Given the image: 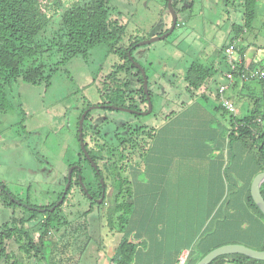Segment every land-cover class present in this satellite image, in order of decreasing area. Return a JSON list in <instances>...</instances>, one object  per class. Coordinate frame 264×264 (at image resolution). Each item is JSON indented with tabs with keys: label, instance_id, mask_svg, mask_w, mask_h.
I'll return each mask as SVG.
<instances>
[{
	"label": "rangeland",
	"instance_id": "1",
	"mask_svg": "<svg viewBox=\"0 0 264 264\" xmlns=\"http://www.w3.org/2000/svg\"><path fill=\"white\" fill-rule=\"evenodd\" d=\"M72 1L76 0H58V5L62 7L59 16L70 3H73ZM241 4V0H183L181 6L184 5V10L177 13L175 29L163 39L135 47L128 58L129 60L133 58V64L144 69L151 92V111L133 117L128 112L105 111L98 108L90 110L93 121L89 129L98 125V121L106 122L107 125L101 122L99 129L101 134L105 132L106 141L111 142L113 140L111 132L123 122L143 127L146 131L151 128L156 130L163 123L165 115L180 107V102L188 100L198 102L199 94L190 98L184 92L185 72L191 63L210 65L218 61V52L229 37L230 25L235 23L239 26L241 23ZM109 18L117 20L125 28L118 45L110 46L112 41L102 43L94 47L86 57L69 60L52 74L48 87L44 84H25L17 80L11 84L7 92L10 110L0 112V183L16 201L22 202V206L15 208L16 214H26L24 206L42 209L50 203H57V194L65 187L63 178L68 170L67 165L76 162L79 157V145L75 137L78 115L82 113L84 107L92 108L101 100L109 99L110 88L117 83L116 81H123L126 76L125 71L118 69L126 65V62L116 50L120 46L122 49L127 47L133 41L140 43L158 37L156 36L158 33L169 28L171 21V15L164 8V0H112L109 5ZM240 42L241 46L245 47V62L263 59L264 0L257 2L255 18L251 26L242 33ZM56 58L52 53L43 58V61L50 65L54 64ZM232 59H237V54H233ZM215 66L218 69L217 75L226 70L224 63ZM132 77L129 74L127 79L134 84L135 79ZM214 78L208 81L207 88L209 87L210 94H207L206 103L215 107L219 102L214 98ZM250 90L256 88L250 87ZM257 93L250 95L249 98L257 96ZM131 100L123 102L125 105L131 102L139 103L135 94H132ZM246 102L248 99L244 98L243 103ZM137 109L146 108L144 104H138ZM233 109L236 114L234 105ZM101 134L98 133L96 138L100 139ZM147 142L148 139L145 140V143ZM225 147L226 149L222 151L223 169L228 163V160L224 159L226 158L224 152L230 149L228 139L225 141ZM132 159L130 164L134 163ZM82 165L85 182L92 183L95 180L90 177L92 171L86 164ZM137 170L129 172L128 179L125 178L127 174L122 173L124 179H121L122 182L128 181V195L124 196L122 193V198L119 197L116 201L114 184L113 195L109 200L108 195L106 197L108 202L100 208L95 206L94 212L85 222L81 218L73 219L69 215L79 214L89 204L78 189L71 190L60 210L72 219L64 233L67 235L73 231L80 222L87 230L85 233L81 232L78 242L72 243L70 253L74 255V261L79 259L76 264L108 263L122 233L116 230L118 226L112 225L110 228L107 225L106 212L113 203L119 204L122 200L133 203L131 215L134 220L136 217L138 219L137 225L133 226L135 233L126 230L123 233L128 241L137 245L139 252L134 264H142L141 260L145 259L151 262L152 259L146 255L153 250L168 251L170 255L179 250H182L180 253L189 251L195 240L202 236L197 232L213 225L208 223L206 216L215 206L216 193L207 200L204 191L194 192L191 193L192 199L184 202L176 198L168 199L167 196L173 194L174 197L179 195L182 197L186 193L170 192L164 193L166 202L161 201L160 193L152 181L149 184L146 171L139 168ZM207 173L206 171L201 177L207 179ZM219 177L224 193L212 211V214L216 213L217 216L223 207L220 206L224 204L223 198L225 196L230 198L232 195L230 191H233L231 182L223 176L222 170L219 171ZM150 178L152 179V176ZM107 183L109 185L108 181ZM108 185L106 188L112 189ZM122 189L123 192L126 191L125 186ZM199 198L201 201L198 202ZM216 221L217 219L213 217V222ZM32 233L35 237L38 234L34 231ZM50 237L54 241L57 240L54 235ZM226 241L236 242L229 244H243L242 241L233 239ZM82 245H85V250L79 255L78 248Z\"/></svg>",
	"mask_w": 264,
	"mask_h": 264
},
{
	"label": "trees",
	"instance_id": "2",
	"mask_svg": "<svg viewBox=\"0 0 264 264\" xmlns=\"http://www.w3.org/2000/svg\"><path fill=\"white\" fill-rule=\"evenodd\" d=\"M111 1H72L73 3H70L68 8L59 16L60 8L62 7L58 5V0H0V112L5 113L10 110L7 92L13 82L20 80L25 84H44L45 87H48L52 74L59 66L75 57H86L99 44L112 41L113 43L110 46L115 47L118 45L125 28L117 20L109 18ZM182 1H171V7L176 15L178 11L184 10V6H181ZM258 1L241 0V23L239 26L235 25V23L230 25L229 37L218 52V61L210 65L194 62L188 66L183 80L185 83L184 92L190 98L199 94L197 97L198 103H206L208 97L207 94L203 93V90L206 89L205 85L207 82L213 79L218 72L215 65L224 63L227 72H222V76L227 77L230 71L223 50L230 44L235 45L234 54H237L232 72L235 80L234 84L237 83L240 75L245 70L243 57L245 47L240 44L241 35L253 22L255 6ZM166 3L167 0H164L165 9ZM190 5L191 3L189 2L188 6ZM57 14L59 17H56ZM53 18L55 19L54 21ZM167 31L168 28L156 36H160ZM137 43L138 41H133L127 47L122 49L120 46L116 50L117 54H121L122 59L126 62V65L118 68L120 71H125L126 76L123 81H116L117 83L110 88V98L101 100L99 104L122 108L130 107L125 105L123 101L126 100L128 94L132 93L141 95L138 99L139 104L142 103L145 108L147 107V101L142 94L141 73L133 64V58L128 59L132 50L137 47ZM52 53L57 58L54 64L49 65L43 61V58ZM247 67L249 71H258V75L255 78L247 80L254 84L253 87L256 88L258 93L256 90L252 93H257V96L251 98L252 106L246 115L237 117L227 111L221 105L217 89L214 91V98L219 102L214 108L217 112L226 115L230 126L228 145L231 151L233 146H239L240 148V155L231 152L233 155H228V163L225 164L224 169L222 164V169H220L223 172V176L231 182L233 191L230 192L232 195L230 198L226 196L223 198L224 204L220 205L223 207L217 216L216 213L212 214V211L223 197V188L221 187L219 190L205 194V198H208L216 193L215 206L209 210L206 216L208 223L213 225L204 228V230H199L198 234H202V236L197 239L195 237L196 240L192 249L188 251L184 264H196L209 251L222 245L236 243L234 241L228 243L227 239L242 241L243 244L241 245L253 250H264V216L252 201L249 189L254 176L264 171V123L260 125L255 121L258 116L264 119V57L261 60L251 62ZM129 74L135 79L134 84H131L129 78L127 79ZM130 89L131 92H129ZM147 95L151 97L148 83ZM201 100L203 101L201 102ZM193 102V100L182 101L180 102V107L191 105ZM87 107L84 108L87 109ZM105 111H111V109L105 108ZM138 115L136 114L133 117ZM88 117H90V111L86 113L82 126L84 148L91 162L99 168L100 176H93L96 182L94 180L92 183H86L83 176L80 178L91 197H95V195L98 197L102 192V188L106 190L107 181L109 180L108 186H111L112 189L115 184L116 191L114 190V193L117 201V198H122V193L124 196L129 193L127 190L128 181L122 182L124 180L122 179V173L123 175L127 174V177H124L128 179L129 172L138 167V165L132 158H129L130 160L126 162L122 160L125 156H113L109 152L104 155L103 146L97 144L95 140L97 134H94L89 129L90 125L87 124L89 123ZM79 118L80 115H78L75 124V137L78 145L77 125ZM141 129V132L136 131L141 143H139V151L144 150L145 140L150 139L154 131L153 128L148 131L144 130L143 127ZM97 148H100V150L96 152ZM79 150L80 147L78 146V152ZM131 159L134 162L132 164H130ZM74 164L76 162L68 164L67 167L69 168ZM86 165L90 168L89 163H86ZM79 174L80 172L75 169L72 170L66 195L52 212L49 209L55 203L42 207L44 209L43 212L36 210L39 208L24 206L27 213L16 214L15 208L22 206V202L19 200L15 202L16 198L0 183V264H76L78 262L79 259L74 261V255L70 253L73 247L72 243L78 242L77 239L81 237V232L85 233L87 230L84 228L85 225L80 222L73 231L66 235L64 232L70 222H72V219L67 213H61L60 210L71 190L80 188L79 178H77ZM65 183L66 178L64 177L63 184L65 185ZM123 186L126 188L125 192H123ZM260 194L264 199V182L260 186ZM82 196L85 198L84 194ZM61 197L62 193L59 192L56 201L60 200ZM85 199L88 200L89 204L82 212L77 215L69 213L73 219L81 218L85 222L87 217L94 212L95 206L98 208L104 206L110 198L107 200L104 197L99 204L88 198ZM121 202L118 204L112 201L113 206L106 212L107 225L110 228H112V225L118 226L116 230L122 233L107 264H134V259L139 252L137 245L128 241L126 235H123L125 230L135 233L133 232L135 231L133 226L137 225L138 219L135 218L134 220L131 215L133 203H130V201H127V203L123 200ZM213 217L217 219L215 223L213 222ZM33 231L38 233L36 237L33 235ZM53 235L57 240L54 241L50 237ZM233 235L236 237H232ZM137 236L138 233L136 232L135 237ZM84 250L85 245H82V247L78 248V254L80 255ZM180 251H176L172 255L166 253L167 255H162L157 261V256L149 252L146 257L152 259V261L145 259L141 260V263L166 264L169 261L170 264H176ZM209 264H264V261L232 254L219 256Z\"/></svg>",
	"mask_w": 264,
	"mask_h": 264
},
{
	"label": "crops",
	"instance_id": "3",
	"mask_svg": "<svg viewBox=\"0 0 264 264\" xmlns=\"http://www.w3.org/2000/svg\"><path fill=\"white\" fill-rule=\"evenodd\" d=\"M243 57L245 66H249L253 62H245V52ZM222 75L223 73L220 72L219 75L214 76L216 79L213 77L215 80L214 91L226 83L227 77ZM246 81L240 82L238 79L237 83L234 84V80L231 85L227 86L223 94L224 98L234 105L237 117L246 115V111L252 106V100L249 96L254 92V90H250V87L254 88V84ZM207 85L208 82L205 85L206 89L203 90L204 94H210ZM244 98L248 99V102L243 103ZM240 111L242 112L241 115ZM166 116H164L163 123L158 129L153 128V135L145 143L144 150L135 154L138 155L134 159L138 167L132 171L137 172V168L146 171L145 175L149 178V184L152 181L160 193L161 201L166 198L164 193H186L182 197L180 195L174 197L173 194H169L167 198L172 200L176 198L178 201L188 202L192 199L191 193L204 191V196H206V193L219 190L223 186L219 182V170L222 169L223 164L222 151L226 149L225 141H227L230 131L226 116L224 118V115L217 112L214 106L196 101L191 105L181 106L176 111L171 110L169 116ZM231 152L240 155L239 146H233L232 151L231 149L226 150L224 152L226 158L224 159L229 160L228 155H233ZM206 171L208 172L207 179L201 177ZM196 186L198 187L197 190ZM152 253V255L157 256L156 261L162 255H167L166 253L170 254V252L163 250H153Z\"/></svg>",
	"mask_w": 264,
	"mask_h": 264
},
{
	"label": "water",
	"instance_id": "4",
	"mask_svg": "<svg viewBox=\"0 0 264 264\" xmlns=\"http://www.w3.org/2000/svg\"><path fill=\"white\" fill-rule=\"evenodd\" d=\"M171 1L172 0H167V3H166L167 11L171 15V21H170V26L168 28V31L165 32L164 34L158 36V37H154V38H151L149 40H144L140 43H137V46L147 45V44H149L153 41H156L158 39H163L173 31L174 27L176 26L177 15L175 14L173 8L171 7ZM135 66H136V68L139 69V71L141 73L142 89H143V93H144L146 101H147V111L145 113H142L144 115V114H148L151 111V102H150L149 97L147 95V79L145 78V74H144L143 69L141 67H139L138 65H135ZM96 108H98V107H92V108L89 107L86 110H84V112L81 114V116L79 118L78 125H77L80 150L83 153L84 157L90 162V165L92 166V168H95V165H94V163L91 162L90 158L88 157V155L85 151L84 143H83V137H82V126H83V121H84L86 113L88 111L96 109ZM108 108L111 110H115V111L130 112L128 109H125L122 107H115V106L109 105ZM73 169H74L73 166L68 168L67 173H66V183H65V187L63 188L62 197L59 201H57V203H55V205L53 207H51L49 209L50 212H52L54 210V208L57 207L61 203L62 199L66 195V192H67V190L69 188V184H70V175H71V172ZM78 178H79V183L82 185V182H80L79 176H78ZM263 182H264V171L261 173H258L257 175L254 176V178L251 181L249 189H250V196L252 198V201L254 202L256 207L259 209V211L262 213V215L264 216V199L262 198V196L260 194V186ZM14 201L17 202L16 200H14ZM36 210L38 212L44 211V209H36ZM232 254H238V255L248 257L250 259H254V260H258V261H264V250L263 251H257V250H253L251 248H248L246 246L239 245V244H228V245H222L220 247H217V248L209 251L196 264H209L211 261H213L214 259H216L219 256L232 255Z\"/></svg>",
	"mask_w": 264,
	"mask_h": 264
},
{
	"label": "flooded vegetation",
	"instance_id": "5",
	"mask_svg": "<svg viewBox=\"0 0 264 264\" xmlns=\"http://www.w3.org/2000/svg\"><path fill=\"white\" fill-rule=\"evenodd\" d=\"M183 2V1H182ZM184 6V5H183ZM132 84V83H131ZM129 92H131V89L129 90ZM142 94L144 95V93H143V89H142ZM141 95H139V94H137V97H138V99H139V97H140ZM149 97V96H148ZM131 98H132V94H128V96H127V98H126V100H128V101H132L131 100ZM144 98H145V95H144ZM146 99V98H145ZM149 100H150V97H149ZM138 104L139 103H137V104H135L134 102H131V103H128V105L127 106H130V107H124L125 109H128L130 112H128V113H130L132 116H134V115H136V114H138L139 113V115L140 114H142V113H145L146 111H147V107H146V109L145 110H138L137 109V107H138ZM142 104V103H141ZM108 106L109 105H104V104H99L98 103V105L97 106H95V107H98V109H101V110H105V108H107V109H109L108 108ZM111 106V105H110ZM146 106H147V104H146ZM88 108V107H87ZM97 109V108H96ZM84 110H86V108L85 109H83V111H82V113L84 112ZM93 110H95V109H93ZM143 111H145V112H143ZM81 113V114H82ZM81 114H80V116H81ZM86 116V115H85ZM90 118V119H89ZM85 119V118H84ZM88 121H89V125H90V123L93 121V118H91V117H88V119H87ZM101 122H103V123H105V125H107V123L106 122H104V121H98V125H95L94 127L92 126L91 128H90V130L94 133V134H97L98 135V133H100L101 134V129H99V127H100V123ZM83 123H84V121H83ZM95 128V129H94ZM104 128V127H103ZM140 128V129H139ZM138 129V130H137ZM119 130V131H118ZM136 131H139V132H141L142 131V129H141V127H136V126H131V124H129V123H125V122H123V123H121L117 128H115L112 132H111V134H112V138H113V140H111V142L109 141V142H107L106 140H107V138H106V136H105V132H103V134H101L100 136H101V138L100 139H97L96 137H95V140L97 141V144H100V145H102L103 146V150H104V153H108L109 152V154L110 155H117L118 157L119 156H125L124 158H122V160L123 161H129L130 159L129 158H136V157H138V155H135L136 153H138L139 152V150H138V148H140V139L137 137V132ZM118 132V133H117ZM96 135V136H97ZM94 140V139H93ZM94 142V141H93ZM92 142V143H93ZM140 143V144H139ZM92 145V144H91ZM133 146H135V148H133ZM100 150V148H97L96 149V152L97 151H99ZM94 154V153H93ZM131 154H134V155H131ZM78 155H79V157L77 158V160H76V164H74L73 165V167H74V169L77 171V172H80V174L78 175L79 177H81V176H83V174H82V170H83V165L82 164H86V163H89V165H90V162L84 157V156H82L83 155V153L79 150V152H78ZM88 155V154H87ZM133 159V160H134ZM82 161H84V162H82ZM95 165V164H94ZM72 167V166H71ZM70 168V167H69ZM91 171H92V176L93 175H98V176H100L99 175V168L95 165V168H92V166L90 165V168H89ZM101 171H103V170H101ZM67 173V172H66ZM78 176H77V178H78ZM92 176H90L91 178H93ZM102 176H104V174H102ZM65 178H66V176H65ZM80 180H81V178H80ZM81 182H82V180H81ZM108 182H109V180H108ZM78 183H79V180H78ZM89 185H90V183H89ZM79 187L80 188H76V189H78L79 191H80V194L82 195V194H84L85 195V198H88L89 200H91V201H94V202H96V204L98 203H101L102 202V199L105 197H107V195H108V199L110 198V196L112 195V192H113V189H103L102 188V192L99 194V196L97 197V195H95V197H91L88 193H87V190H86V187L84 186V184H83V182H82V185L79 183ZM111 187V186H110ZM62 192H63V189H62ZM61 192V193H62ZM89 197H91V198H89ZM57 199V198H56ZM57 201H59V199L57 200Z\"/></svg>",
	"mask_w": 264,
	"mask_h": 264
},
{
	"label": "built area",
	"instance_id": "6",
	"mask_svg": "<svg viewBox=\"0 0 264 264\" xmlns=\"http://www.w3.org/2000/svg\"><path fill=\"white\" fill-rule=\"evenodd\" d=\"M234 50H235V45L234 44H230L229 46L225 47V49L223 50V54L225 57V60L227 62V65L229 66V74L227 75V79H226V83L222 86H219L217 89V93L219 95L220 101H221V105L229 112H231L232 114H235L234 109H233V105L224 98L223 94L224 91L226 90L227 86L231 85L234 82V76L232 74L233 72V68H234V63H235V59H232V55L234 54ZM244 71L243 73L240 75L239 80L240 82L242 81H246L248 79H253L258 75V71H249L247 66H244ZM257 124L262 125L264 123V120L260 117H257L255 119ZM187 254L188 251L184 252V253H180L177 257V262L176 264H184L187 258Z\"/></svg>",
	"mask_w": 264,
	"mask_h": 264
},
{
	"label": "clouds",
	"instance_id": "7",
	"mask_svg": "<svg viewBox=\"0 0 264 264\" xmlns=\"http://www.w3.org/2000/svg\"><path fill=\"white\" fill-rule=\"evenodd\" d=\"M167 9V8H166Z\"/></svg>",
	"mask_w": 264,
	"mask_h": 264
}]
</instances>
